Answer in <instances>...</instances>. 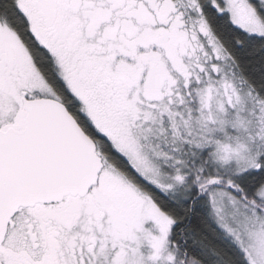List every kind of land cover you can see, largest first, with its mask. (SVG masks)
I'll return each instance as SVG.
<instances>
[{
	"label": "snow or ice",
	"instance_id": "snow-or-ice-1",
	"mask_svg": "<svg viewBox=\"0 0 264 264\" xmlns=\"http://www.w3.org/2000/svg\"><path fill=\"white\" fill-rule=\"evenodd\" d=\"M0 264H264V0H0Z\"/></svg>",
	"mask_w": 264,
	"mask_h": 264
}]
</instances>
